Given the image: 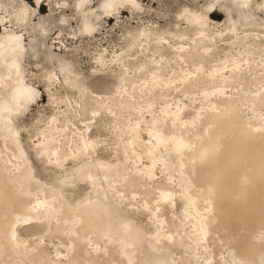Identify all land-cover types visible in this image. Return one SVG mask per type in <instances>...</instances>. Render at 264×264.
<instances>
[{
	"label": "bare ground",
	"instance_id": "bare-ground-1",
	"mask_svg": "<svg viewBox=\"0 0 264 264\" xmlns=\"http://www.w3.org/2000/svg\"><path fill=\"white\" fill-rule=\"evenodd\" d=\"M30 1L0 0V264H264V0H190L172 29L141 25L121 52L98 50L91 76L112 81L100 90L65 55L41 59L51 65L43 85L25 74ZM59 1L45 39L56 35L61 51L64 40H92L102 20L139 17L147 0H101L96 11L94 0ZM61 80L76 107L50 114L33 144L60 168L49 182L22 144L21 117ZM99 126L115 138L113 161L93 156ZM77 182L89 185L70 201L64 188Z\"/></svg>",
	"mask_w": 264,
	"mask_h": 264
},
{
	"label": "rangeland",
	"instance_id": "rangeland-1",
	"mask_svg": "<svg viewBox=\"0 0 264 264\" xmlns=\"http://www.w3.org/2000/svg\"><path fill=\"white\" fill-rule=\"evenodd\" d=\"M16 1L17 0H13L12 5ZM57 1L61 3V1L59 0H45L44 3H42L43 6L41 8L40 4V6L37 8L35 2L33 3V0L27 2L30 10H34V12H37L36 14L38 15L32 23V25L37 27V31L35 35L30 38L35 46L33 48L27 46V55L25 58V62L23 63L26 70L25 74L29 78H33L36 82H39L43 85L42 82H45V78L42 74L45 72V70H49L51 68V65L49 63L46 64V62L42 61L41 59L43 57L53 59L54 54L65 55L72 58L74 64L80 72V75L82 76V80L84 82H88L89 80H91L92 88L96 90H100L105 86H112V81L109 82V80L105 78L101 77L98 79L91 76V72L93 71L95 66L93 58L96 56L98 50H105L104 53L106 55L110 54L113 50L117 51L118 53L121 52V48L125 45V42L129 37V33L133 30H136L143 24L151 26L154 30L172 29L174 27V16L176 14V11L184 3L191 4L192 2L190 0H174L172 4H170L166 2V0H155L157 3L154 5L151 4V0L140 2L141 7L139 8V11L141 12V14L139 17L131 19L130 13H128L129 11H127V13L125 14H118V19L114 18L109 22L102 20L101 25H103L104 27L94 38H92V40L89 38L81 39L78 41L64 40L66 47H64V45L62 44H59L61 46L60 51L59 49H57L58 45L52 43L53 38H55L56 35H50L47 40L45 39L48 35L49 27L51 25L48 21V18H50L48 17L49 3L51 2V4H55L57 3ZM100 1L101 0H94L93 7L91 4V9L93 11H96L98 9V3ZM207 1L209 0H197L195 3L200 5ZM220 2L223 1L220 0ZM66 5L68 6V8L73 7L74 0H66ZM231 10L232 12H234V9ZM65 16L69 21L75 20V16L71 11H67L65 13ZM57 17L58 15H55L51 18L54 21L53 23L58 24ZM224 17V14L217 9L212 16L211 21L213 23H219L220 26L223 22ZM257 18L259 20H264L263 16H257ZM100 27L101 26H99V28ZM72 30H77L76 24H73V26L65 29V33ZM1 32L2 28L0 27V33ZM25 38V43L28 44L30 40L27 36ZM222 47L223 45H220L219 43V48ZM48 49L52 51V53H49ZM51 88L52 89H47L44 86H41L39 94L42 96V100L32 105L21 117L20 129V139L23 146L27 150L28 156L31 160L35 172L40 178L45 179L49 182L54 181L56 177L59 176L60 168H56L46 162L45 158L41 157L37 153L36 149L33 147V144L41 139L39 131L45 127V122L47 121L48 116H50V114H58L59 111H62L66 108L69 110L70 115V113L73 112L72 110L76 107L75 100L78 99V94L74 91L67 90L62 80L61 82H55V84L51 86ZM50 96L53 97L52 100H49ZM58 117L62 119V115H59ZM90 134L96 144V149L95 152H93V156H100L113 161L115 158L112 155L111 149V146H113L115 143L113 134H111L107 129L100 126L98 128L92 127ZM80 160L81 159L77 157L73 160L71 159L67 161L65 164V168L69 169L71 167H74ZM88 185L89 184L87 182H77L76 184L65 187L64 195L68 200L73 201L77 198V196H80L84 191H86ZM139 199V196L135 197L134 199V203L138 207L140 205V202H138ZM133 214L135 215L134 220L136 224L141 226L145 230L151 231L156 224L148 218L149 215L146 210L137 208L134 210ZM52 241L54 243H57L58 239L52 237ZM49 249H52L51 246H49Z\"/></svg>",
	"mask_w": 264,
	"mask_h": 264
}]
</instances>
